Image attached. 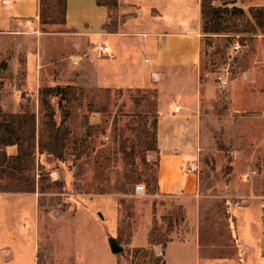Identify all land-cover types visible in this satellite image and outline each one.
Here are the masks:
<instances>
[{
    "label": "rangeland",
    "instance_id": "rangeland-1",
    "mask_svg": "<svg viewBox=\"0 0 264 264\" xmlns=\"http://www.w3.org/2000/svg\"><path fill=\"white\" fill-rule=\"evenodd\" d=\"M214 6L223 4L217 1ZM233 7L250 16L251 8L264 9V0H237L229 6ZM243 21L242 15L233 13L222 23L236 29ZM116 23L118 27L119 8L112 9L108 19L110 29ZM61 31L65 28L41 26L38 35ZM44 38L41 53L26 55L16 54L9 48L11 43L0 38L4 67L0 110L8 106L3 98L10 95L11 106L42 112L38 93L22 88L28 74L15 72L9 65L15 58L22 65L29 56L38 62L41 58L43 86L57 83L58 76L65 84L68 76L82 79L80 66L87 59L77 44L71 58L77 68L67 75L58 67L66 38ZM202 43V77L214 88L207 113L219 118L227 115L231 121L234 117L236 127L230 126L233 133L227 134L225 129L218 131L211 119L208 142L196 132L188 137L193 151L207 144L199 160L197 190L201 261L193 264H214L209 259L218 264H264V33L211 34ZM235 45L241 47L239 52L234 51ZM53 46L56 50H50ZM225 70L231 75L223 84L218 76ZM65 108L71 134L67 148L83 141L87 156L77 162L72 156L64 161L41 156L43 169L36 176L34 193L0 195V264H148L149 256L132 253L133 236L155 226L166 232L170 226L169 237L181 239L185 220L183 208L174 199L158 194L159 149L153 138L156 88L81 89ZM93 113L97 115L92 120ZM231 146L238 154L231 153ZM235 170L239 197H232L230 187ZM137 185L145 186V193H137ZM110 238L119 241V255L112 253ZM244 245L251 248V255Z\"/></svg>",
    "mask_w": 264,
    "mask_h": 264
},
{
    "label": "crops",
    "instance_id": "crops-1",
    "mask_svg": "<svg viewBox=\"0 0 264 264\" xmlns=\"http://www.w3.org/2000/svg\"><path fill=\"white\" fill-rule=\"evenodd\" d=\"M201 4L202 0H119L120 23L115 32L109 33L105 29L108 10L99 6L97 0H67L65 24L54 25L65 28V31L45 32L41 36V33L38 35L42 26L40 0H0V38L8 40L11 43L9 48L16 54L41 53L43 37L47 41V37L60 36L66 38L65 54L62 53V64L58 66L62 72L73 75L74 68H77L71 62L75 43L78 45L76 49L81 50L87 59L80 66L81 80H70L68 76L65 84L58 76V82L51 81L48 86L41 83L44 76L41 58L38 62L36 57L29 56L23 65L16 58L9 62L15 72L24 70L28 74L29 81L22 88L32 95L38 93L40 109L41 89L58 85H71L80 90L96 88L111 91L156 88L157 147L160 156L158 194L162 198L174 199L183 208L185 217L181 239L171 238L164 252L160 246H153L157 255L163 252L167 264L201 261V208L197 200L199 175L188 174L185 169L189 162L200 160L207 144H200L193 151L189 135L196 132L208 142L211 119L218 131L225 129L227 134L233 133L229 130L230 126L232 129L236 127L234 117L231 121L230 116L211 117L207 113L214 88L212 83L203 80L201 72L202 40L208 36L203 30ZM55 46L58 48L59 45ZM55 46L50 50H56ZM3 69L0 61V72ZM3 81L1 79V86H4ZM9 97L3 98L8 106H3L4 110L0 111L22 115L24 110L19 105L11 106ZM31 111L40 123L42 114ZM95 115L97 113L91 116L92 120ZM6 152L8 156H15L17 148L7 147ZM231 153L236 155L238 150L232 147ZM233 175L235 178L230 186L234 191L232 197H239L237 170ZM4 194L16 193H0ZM151 229L147 228L142 234L136 233L131 247L151 248ZM244 246L247 254L251 255V248ZM209 261L218 264V261Z\"/></svg>",
    "mask_w": 264,
    "mask_h": 264
},
{
    "label": "trees",
    "instance_id": "trees-1",
    "mask_svg": "<svg viewBox=\"0 0 264 264\" xmlns=\"http://www.w3.org/2000/svg\"><path fill=\"white\" fill-rule=\"evenodd\" d=\"M217 1H221L223 6H214ZM97 4L107 8L109 19L111 10L118 9L119 0H97ZM236 4L237 0H202L204 32L207 35L231 32L256 34L258 31L264 33V9L251 8L250 16H248L243 9L229 8L230 5L235 6ZM66 9L67 0H40L41 25L43 27L64 25ZM233 13L242 15L244 18L242 25L236 29H230L222 23L226 15ZM105 29L113 33L117 30V23L114 28L110 29L107 20ZM43 30L46 29L43 28ZM80 91L79 88L71 85L42 88L40 91L42 123H39L37 115L29 109H25L22 115H11L0 111V183L5 181V184H0V193H34L36 176L43 169L40 162L41 156L58 161H64L72 156L74 162L87 156L83 141L76 140L71 149L67 148V140L71 134L66 126L69 112H66L65 106L69 101L75 100L80 95ZM157 121L158 118L153 128V138L156 143ZM10 146L17 148L15 156H8L6 148ZM15 174H17L16 177H11ZM169 233L170 226L166 232L158 226L153 227L149 232L152 247L135 248L132 253L143 257L149 256L148 264H167L163 254L162 257L157 256L153 246H160L164 252L172 241Z\"/></svg>",
    "mask_w": 264,
    "mask_h": 264
},
{
    "label": "built area",
    "instance_id": "built-area-1",
    "mask_svg": "<svg viewBox=\"0 0 264 264\" xmlns=\"http://www.w3.org/2000/svg\"><path fill=\"white\" fill-rule=\"evenodd\" d=\"M240 46L239 45H235L234 46V51L235 52H239L240 50ZM231 73L228 71V70H225L223 71L222 73L219 74L218 76V80L225 84L226 83V79H228L230 77ZM243 79L244 80H248V76L247 74H244L243 75ZM200 152V150H199ZM186 172L188 174H195V175H199V170H200V167H199V160L197 161H194V162H189L186 166ZM146 189H145V186L143 185H137L136 186V192L137 193H145ZM158 255H162V252H160Z\"/></svg>",
    "mask_w": 264,
    "mask_h": 264
},
{
    "label": "water",
    "instance_id": "water-1",
    "mask_svg": "<svg viewBox=\"0 0 264 264\" xmlns=\"http://www.w3.org/2000/svg\"><path fill=\"white\" fill-rule=\"evenodd\" d=\"M100 217L103 218V216L100 214ZM110 248L114 255H119L122 252V247L119 244V241L114 238L109 239Z\"/></svg>",
    "mask_w": 264,
    "mask_h": 264
}]
</instances>
